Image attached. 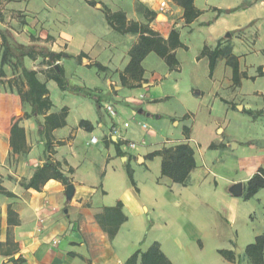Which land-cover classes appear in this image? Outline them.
I'll use <instances>...</instances> for the list:
<instances>
[{"label":"crops","instance_id":"crops-1","mask_svg":"<svg viewBox=\"0 0 264 264\" xmlns=\"http://www.w3.org/2000/svg\"><path fill=\"white\" fill-rule=\"evenodd\" d=\"M161 1L0 0V31L25 46L61 53L56 64L66 79L99 100L95 108L91 97L61 89L47 77L42 57L24 58L46 83L53 104L48 114L66 109V125L52 131V149L46 151L38 132L44 116L27 118L30 106L23 109L16 90L0 98V122L13 116L7 129L0 126V264H128L135 252L145 253L154 243L172 264H264V187L248 196L249 180L264 179V0H249L243 8L194 0L201 13L192 22L176 1L165 0L167 8ZM113 14H123L126 26L146 25L164 39L177 31L184 44L171 51L178 65L152 51L132 77L125 70L139 34L119 32V23L108 20ZM192 38L196 50L188 62L184 55ZM218 44L226 55L210 73L202 51ZM232 58L239 64L238 82ZM19 74L15 70L10 77ZM51 82L60 91L58 101L50 95ZM151 118L159 122L141 128ZM123 121L130 126L120 130L138 144L135 149L114 134ZM16 122L25 129V153L11 147ZM180 144L193 150L195 160L183 182L162 173L164 151ZM47 157L60 164L71 190L56 179L40 190L22 185ZM145 211L157 220L168 218L162 225L152 218L151 228L159 224L163 237L117 248L123 231L144 228ZM141 254L133 264H142Z\"/></svg>","mask_w":264,"mask_h":264},{"label":"trees","instance_id":"trees-1","mask_svg":"<svg viewBox=\"0 0 264 264\" xmlns=\"http://www.w3.org/2000/svg\"><path fill=\"white\" fill-rule=\"evenodd\" d=\"M184 8V17L187 22H192L197 18L201 11L194 6V0H174ZM108 20L113 24L114 21L119 23L116 29L121 33H138L139 42L131 50V60L126 67V72H130L132 77H136L137 71H142L141 61L146 55L152 51L157 53L160 57L171 65H178L175 54L171 51L177 47H184V44L179 39L177 31L172 30L167 39L161 37L157 32L153 31L146 25H138V23L132 22L129 26H126L125 16L123 14H113L108 16ZM1 45L3 53L0 60V76H5L3 66L9 63V57L14 56L16 58V65L14 71L20 68V74L18 77L11 78L9 80L10 86L16 88V93L20 96L23 104L30 106V112H26L27 118L34 115L36 118L44 116V121L39 122L38 132L43 140H46V151H51L52 141L51 133L54 129L64 127L66 125V109H63L60 113H50L48 111L52 108V102L49 98V91L46 83L42 82L38 78V72L27 68L24 65V58L29 57L36 59L37 56L42 57V63L47 65V77L54 80L61 89H70L76 93H82L86 96L93 98L97 104L99 100L92 92L84 91L82 88L71 86L68 84L65 77L64 69L61 65L56 64L62 56L61 53H53L46 46L42 45H29L25 46L18 43L9 31H0ZM15 49L18 54H15ZM203 55L208 56L210 73L216 66L217 60L220 56L226 55V50L220 47L218 44L214 49H210L207 46L203 48ZM52 55V56H51ZM229 64L233 67L234 80H239V64L235 58L228 60ZM122 79L123 76H122ZM81 122L80 124H83ZM2 130V128L0 127ZM11 147L14 152L25 153L28 151L26 143L25 129L19 125L18 122L14 123L11 127ZM159 152L154 153L156 155ZM50 157H47L45 163L37 167L33 176L28 182H24L22 185L25 188H33L40 190L41 187L50 179L60 180L65 185L70 183L69 178L60 170V164L57 162H48ZM195 167V160L193 157V150L187 144H180L174 150L164 151V161L162 165V173L172 177L176 181L183 182L188 173ZM128 175L132 178V173L128 169ZM249 192L248 196H251L259 187H264V179L260 175L253 176L248 183ZM121 207V203H118L115 210ZM109 210V209H108ZM113 210V209H111ZM124 219L121 217L120 221ZM118 229V225L110 231V237H113ZM262 238L257 239V244L261 243ZM249 248H253L250 246ZM141 254L140 251L135 252L128 260V264H133L137 256ZM142 264H172L166 256L159 249L158 243H154L147 252L141 254Z\"/></svg>","mask_w":264,"mask_h":264},{"label":"rangeland","instance_id":"rangeland-1","mask_svg":"<svg viewBox=\"0 0 264 264\" xmlns=\"http://www.w3.org/2000/svg\"><path fill=\"white\" fill-rule=\"evenodd\" d=\"M214 1H217V2H228V3H231V4H235V5H238V6H241L242 8L245 7L246 5L245 4H248L249 0H214ZM240 7V8H241ZM226 8H224L225 10ZM203 34H206V32H204ZM192 41V49L189 53H187V55H184L186 56L185 60L189 62V60L191 59V56L193 55V53L195 52L196 50V39L195 38H192L191 39ZM15 54H18V51L15 49ZM2 53H3V48H2V45L0 46V60H1V56H2ZM184 56L182 55L183 59H184ZM16 65V58L14 56H10L9 57V63L4 65L3 67L5 66H9L10 69H8V72L5 73V76L4 77H1L0 76V98H3L4 96H8L10 95L11 93H14L15 92V88H12L9 84V79L8 77H10L11 75L14 74V66ZM40 65V64H39ZM41 66V65H40ZM1 67V65H0ZM155 67L158 68V65L155 64ZM95 69H92L90 70V73H95ZM17 73H20V69L18 68L17 69ZM72 73L74 74H79L78 71H76L75 69L72 71ZM89 73V74H90ZM90 76V75H89ZM18 77V76H16ZM15 77V78H16ZM12 78V77H10ZM6 82L8 84H6ZM67 82L69 85L73 86L75 85V83L73 82V80L70 78V76L67 77ZM185 84V83H183ZM49 90H50V95L51 97L55 100V101H58L59 100V89L57 88V85L55 82H51L49 84ZM78 96V98H90V97H87L86 95L82 94V93H76ZM11 98V97H9ZM92 104L94 105V107L96 108V101L93 99V98H90ZM9 105L12 107L13 106V102L12 100L10 101ZM22 107L23 109H26L28 108L26 104H22ZM3 109L0 108V117H3ZM13 119V116L12 115H7L6 117V121H3V122H0V126L3 127L4 129H7L11 122L10 120ZM148 121V126L150 128H152L153 126L151 125L152 122H159V121H155V119H147ZM242 127V125L240 126ZM111 196H114V195H111ZM153 216L151 217V215L147 213V211H145L143 214H142V222H143V225H144V228L142 229H139L133 233H128L126 231H123L121 233V235L118 237L117 241L115 242V246L118 248V246L120 244H123V243H128V245H136L138 243H149L152 239L156 238V237H163V229L162 227L159 226L163 224V222H169L168 221V218L165 217V218H158L155 219V214H152ZM152 218H154L159 224H158V228H151V224L153 222ZM139 224L141 225V219L138 220ZM144 245V244H143Z\"/></svg>","mask_w":264,"mask_h":264},{"label":"built area","instance_id":"built-area-1","mask_svg":"<svg viewBox=\"0 0 264 264\" xmlns=\"http://www.w3.org/2000/svg\"><path fill=\"white\" fill-rule=\"evenodd\" d=\"M160 6L162 8H167L168 7V2L163 0V1L160 2ZM105 109L108 111L110 116H112L114 118H118L119 117L117 110L112 105H107ZM119 124L120 125L117 126L114 129V134L116 136H120L123 141H127V146L130 149H135L138 146V144L136 142H134V141L126 140V138L123 136V134H122V132L120 130V126H123L124 128H128L130 126L129 121H123L122 123H119ZM140 125H141V128H143L144 130H147L149 128L147 123H140ZM96 141H97V138L95 136L91 138V142L95 143Z\"/></svg>","mask_w":264,"mask_h":264},{"label":"water","instance_id":"water-1","mask_svg":"<svg viewBox=\"0 0 264 264\" xmlns=\"http://www.w3.org/2000/svg\"><path fill=\"white\" fill-rule=\"evenodd\" d=\"M51 56H52V55H51ZM67 189H68V190H71V189H72V185L69 184ZM235 192H236V193H240V184H238V185L236 186Z\"/></svg>","mask_w":264,"mask_h":264}]
</instances>
